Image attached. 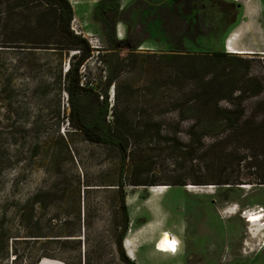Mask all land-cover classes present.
<instances>
[{"label":"rangeland","instance_id":"374dc122","mask_svg":"<svg viewBox=\"0 0 264 264\" xmlns=\"http://www.w3.org/2000/svg\"><path fill=\"white\" fill-rule=\"evenodd\" d=\"M70 1L76 19L72 28L85 36L93 33L103 45L100 58L92 54L88 61L102 90L108 43L102 23L93 15L100 0ZM171 4L172 0H121L125 14L116 26L118 38L129 37L131 43L143 42L152 49L138 48L134 67L125 69L111 86L109 95L113 91L114 97L109 101L119 110L127 107L135 118H156L173 130L177 99L189 92L191 80L164 54L224 49L226 33L240 9L235 11L225 0H200L190 12L180 6L176 19L166 22L161 6ZM3 38L0 33V41ZM74 53L0 44V264H127L116 244L124 219L115 185L120 154L114 147L86 140L68 120L64 73ZM236 54L254 58L252 73L264 82V54ZM248 107L252 112L251 103ZM113 115L111 110L109 120ZM188 127L189 121L181 123L183 140ZM160 138L138 140L141 151L134 153L136 165L125 180L133 178L134 170L151 182L187 184L127 185L126 190H143L145 195L171 186L168 199H188L182 209L190 221L189 252L195 254L181 256L185 263L264 264V223L252 225L242 216L264 213V184L254 171L214 168L208 156L200 161L185 158ZM226 172L243 180L215 183ZM205 198H213L217 207ZM226 207L238 213H224ZM178 262L179 258L161 262L157 255L146 254L144 263Z\"/></svg>","mask_w":264,"mask_h":264},{"label":"trees","instance_id":"16d2710c","mask_svg":"<svg viewBox=\"0 0 264 264\" xmlns=\"http://www.w3.org/2000/svg\"><path fill=\"white\" fill-rule=\"evenodd\" d=\"M225 1L231 3L235 11L240 9L236 2ZM199 2L172 0L171 5L161 6L166 9L165 21H174L180 6L190 12ZM124 14L121 0H100L93 10L94 18L103 25L108 43L105 57L108 73L101 82L104 86L101 93L81 85L80 66L92 55V47L84 35L72 28L75 10L70 0H0V33L4 36L0 44L75 52L64 73V89L68 92L71 109L68 120L86 140L114 147L120 154V173L115 185L124 219L116 244L123 261L138 264L126 254L123 245L130 223L126 186L187 184L151 182L134 170L133 178L126 181V172L136 165L134 153L141 151L138 140L158 135L168 148L178 149L185 158L200 161L208 156L214 168L252 170L264 184V97L260 98L264 82L252 73L254 58L229 52L226 47L206 53L179 50L164 54L168 60H173L171 63L175 61L172 65L185 79L191 80L189 92L176 102L178 121L172 130L156 118H135L127 107L119 110L109 101L111 86L117 83L125 69L134 67L139 56L137 50L143 43L133 44L129 37L118 38L116 26L124 20ZM248 103L253 107L252 112H249ZM111 110L113 120L108 118ZM184 121H189L187 140L179 136ZM242 180L241 176L231 178L226 172L215 183L234 184Z\"/></svg>","mask_w":264,"mask_h":264},{"label":"crops","instance_id":"0c3cea01","mask_svg":"<svg viewBox=\"0 0 264 264\" xmlns=\"http://www.w3.org/2000/svg\"><path fill=\"white\" fill-rule=\"evenodd\" d=\"M230 1L239 5L240 12L237 21L226 33L227 51L230 52L229 47H234L245 53L264 54V0ZM171 189L170 186L163 192L148 190L145 195H142L143 190L138 189L127 192L130 226L123 245L127 255L138 264H145L146 254L157 255L161 262L179 258V264H187L181 256L193 254L189 252L190 221L186 210L182 209L189 205L188 199H168V191ZM182 189L191 193L186 187L182 186ZM205 200L213 202L217 207L213 198ZM227 208L223 209L224 213ZM165 232L176 237L180 243L176 252L160 244Z\"/></svg>","mask_w":264,"mask_h":264},{"label":"built area","instance_id":"2783aa9c","mask_svg":"<svg viewBox=\"0 0 264 264\" xmlns=\"http://www.w3.org/2000/svg\"><path fill=\"white\" fill-rule=\"evenodd\" d=\"M74 20H76V19H73V21ZM74 31L76 33L82 34L81 32H78L77 30H74ZM89 35L90 36H85V35L84 36L90 42V45L92 47V54H94V55L96 54L97 57L100 58V55L99 54L102 51L101 49H103V45H102L100 39L98 37L94 36L93 33L90 32ZM145 47L147 49H149V50L152 49L150 46H145V44H142L139 48L141 49V48H145ZM89 58L84 63H82V65L80 66V82H81V85L84 86V87H90V88L94 89L95 91L101 93V90H98V79H99V77L98 76L96 77L94 74H91V72H90V66L88 64ZM68 67L66 68V70L68 69ZM106 72L107 71H105V73ZM106 75H105V78H106ZM113 93H114L113 91H111V93H110L111 96H110L109 100L111 101V103L113 101V98L112 97H114V94ZM100 98L102 99L103 96L101 95ZM249 215L251 216V214H249ZM170 236L174 240V236H172L171 234H170ZM162 238L160 240V244L162 242ZM179 244L180 243L178 241L173 242V246H171L170 251L176 252L179 249Z\"/></svg>","mask_w":264,"mask_h":264},{"label":"bare ground","instance_id":"6f19581e","mask_svg":"<svg viewBox=\"0 0 264 264\" xmlns=\"http://www.w3.org/2000/svg\"><path fill=\"white\" fill-rule=\"evenodd\" d=\"M229 50L232 53H245V51L237 50L234 47H229ZM245 186H247V185H245ZM156 190L159 191V192H163V191L166 190V188H165V186H161L160 188H157ZM226 212L231 213V214H237L238 213V209H235V210L233 208L226 209ZM260 212L250 213L252 216L249 215V212H246L242 216L247 218V219H250V222L252 221V225H257V224H260L262 222L264 223V213L261 215ZM257 220H260L259 223H258ZM164 237H165V244L167 245L169 250H170L171 246H173V242L178 241L176 237H174V240H173V238H171V236H170V233H167ZM165 244H164V246L166 247Z\"/></svg>","mask_w":264,"mask_h":264},{"label":"flooded vegetation","instance_id":"af4514ba","mask_svg":"<svg viewBox=\"0 0 264 264\" xmlns=\"http://www.w3.org/2000/svg\"><path fill=\"white\" fill-rule=\"evenodd\" d=\"M193 254H195V253H193ZM204 254H208L207 252H205Z\"/></svg>","mask_w":264,"mask_h":264}]
</instances>
